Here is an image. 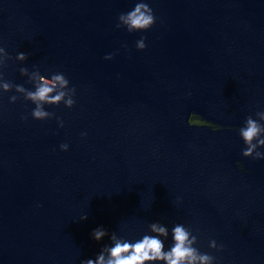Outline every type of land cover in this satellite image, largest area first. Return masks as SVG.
Instances as JSON below:
<instances>
[{
  "label": "water",
  "instance_id": "obj_1",
  "mask_svg": "<svg viewBox=\"0 0 264 264\" xmlns=\"http://www.w3.org/2000/svg\"><path fill=\"white\" fill-rule=\"evenodd\" d=\"M137 2L0 0V264L94 260L98 227L169 251L176 224L212 264H264V159L240 136L248 116L264 126V0H144L153 26L116 28ZM56 72L75 103L37 101L54 116L34 120L15 86Z\"/></svg>",
  "mask_w": 264,
  "mask_h": 264
},
{
  "label": "clouds",
  "instance_id": "obj_2",
  "mask_svg": "<svg viewBox=\"0 0 264 264\" xmlns=\"http://www.w3.org/2000/svg\"><path fill=\"white\" fill-rule=\"evenodd\" d=\"M118 22L116 28H125L129 33L137 31H147L156 22V17L153 14L152 9L144 0H138L135 3L133 9L127 13L119 14L117 18ZM123 22V24L121 23ZM145 38L141 37L136 41L135 47L138 50H144L146 47ZM27 57L26 53L17 54V59L23 60ZM105 60L112 59V55H106ZM56 83H59L62 89L66 88V91L62 90L57 92L56 95H49L56 90ZM16 91L25 92L26 100H31L33 103L37 101L46 102L51 105L58 104L65 95L71 94L70 98L65 101L67 108H72L75 101L73 96L76 89L69 87V81L63 73L56 72L52 74L51 80H45L41 83L36 90L28 91L23 86L16 85ZM5 91L10 89V85H4ZM18 99L17 96L12 95L9 97V102L13 103ZM257 114L264 116V112H257ZM189 116L188 124L192 122ZM54 113L43 110L40 103H36V107L31 111V117L34 120L51 119ZM202 122H205L201 120ZM59 126L63 127V122L58 121ZM247 127L240 129V136L243 142L248 145L246 150L242 151V156L245 158L251 157L252 159H264V155L257 152L255 156H252L253 149L257 147V144L264 145V139H259L257 144H253L252 141L261 131H264V126L259 125L255 120L248 116L246 118ZM213 130H216V126L208 124ZM61 151L68 149L67 144L60 145ZM86 216H82L80 219H86ZM152 232L158 233L159 236L168 237L169 231L164 226H158L157 223L150 225ZM189 231L183 224H176L172 227L171 237L173 244L169 251H164V243L156 235H144L141 239L135 242H129L121 237H118L115 232L109 233L102 227H98L91 233L92 238L96 241H100L106 235L109 236L111 246L105 245L101 248L100 252L96 255L95 259H85L81 261V264H146V262L163 261L164 264H212L214 257L206 253H200L198 249L191 247V243L197 240L195 235L192 236V240L189 241ZM210 248H218L216 242H209ZM222 248V245L220 246ZM219 250V249H218ZM105 252L107 253V259L105 258Z\"/></svg>",
  "mask_w": 264,
  "mask_h": 264
}]
</instances>
